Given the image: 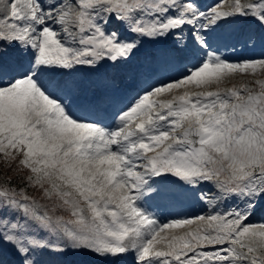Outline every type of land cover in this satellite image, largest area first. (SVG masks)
I'll return each instance as SVG.
<instances>
[{
  "label": "snow or ice",
  "instance_id": "snow-or-ice-1",
  "mask_svg": "<svg viewBox=\"0 0 264 264\" xmlns=\"http://www.w3.org/2000/svg\"><path fill=\"white\" fill-rule=\"evenodd\" d=\"M257 68L264 0H0V264H264Z\"/></svg>",
  "mask_w": 264,
  "mask_h": 264
},
{
  "label": "rangeland",
  "instance_id": "rangeland-1",
  "mask_svg": "<svg viewBox=\"0 0 264 264\" xmlns=\"http://www.w3.org/2000/svg\"><path fill=\"white\" fill-rule=\"evenodd\" d=\"M201 3L204 5H208L212 3V0H201ZM260 49L257 48L255 51H249L244 49H238L233 54V59L237 58H254V59H260ZM264 79V69L257 68L256 72H252L251 69H249L245 73H234L231 75L230 78L226 79L222 84L221 87L231 88L233 86L241 87L244 83H251L256 80ZM183 90H189V91H196L198 89L195 88L194 85L188 84L182 86V88L177 89L176 91L178 93L182 92ZM166 95V94H165ZM10 174V173H8ZM160 179V178H157ZM167 179H174L172 177H169ZM30 194L34 195L35 192H31ZM40 193L37 194V197H39ZM172 207V208H171ZM167 206V207H161L160 209V215L159 218L161 220L166 219H172L175 218L178 215L182 214H202L200 212V208L198 205H196L192 201H186L184 203L176 204L175 206ZM155 211L156 209H152ZM183 218V217H181ZM256 223H259V221H256ZM193 228L197 227L196 224L192 226ZM183 229H170L167 230L168 233H173L176 235L182 234ZM165 233H162L164 235ZM48 261V264H90V262L87 260V258L82 256H76L72 254H68L65 256H50L45 258Z\"/></svg>",
  "mask_w": 264,
  "mask_h": 264
},
{
  "label": "trees",
  "instance_id": "trees-1",
  "mask_svg": "<svg viewBox=\"0 0 264 264\" xmlns=\"http://www.w3.org/2000/svg\"><path fill=\"white\" fill-rule=\"evenodd\" d=\"M22 174V172L17 171V168L14 164L10 166L5 161V157L3 155H0V182L7 178H10L14 183H16L18 181V176ZM38 193L39 192H35L34 195L37 196Z\"/></svg>",
  "mask_w": 264,
  "mask_h": 264
}]
</instances>
